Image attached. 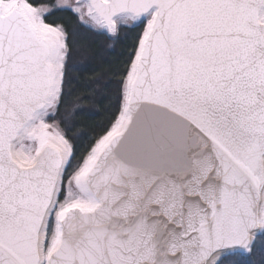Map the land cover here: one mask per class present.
Listing matches in <instances>:
<instances>
[{
	"label": "snow or ice",
	"instance_id": "6c2138e0",
	"mask_svg": "<svg viewBox=\"0 0 264 264\" xmlns=\"http://www.w3.org/2000/svg\"><path fill=\"white\" fill-rule=\"evenodd\" d=\"M0 264H264V0H0Z\"/></svg>",
	"mask_w": 264,
	"mask_h": 264
},
{
	"label": "trees",
	"instance_id": "16d2710c",
	"mask_svg": "<svg viewBox=\"0 0 264 264\" xmlns=\"http://www.w3.org/2000/svg\"><path fill=\"white\" fill-rule=\"evenodd\" d=\"M97 119H102V117H97ZM86 131H87V129H86ZM257 259H258V257H257Z\"/></svg>",
	"mask_w": 264,
	"mask_h": 264
}]
</instances>
